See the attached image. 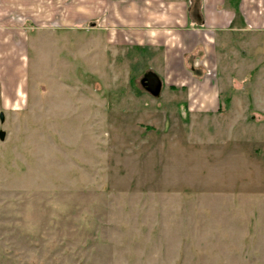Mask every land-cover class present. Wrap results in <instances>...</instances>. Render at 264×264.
I'll use <instances>...</instances> for the list:
<instances>
[{"label": "rangeland", "instance_id": "1", "mask_svg": "<svg viewBox=\"0 0 264 264\" xmlns=\"http://www.w3.org/2000/svg\"><path fill=\"white\" fill-rule=\"evenodd\" d=\"M102 28L0 56V264H264L258 145H227L188 90L148 92Z\"/></svg>", "mask_w": 264, "mask_h": 264}, {"label": "crops", "instance_id": "2", "mask_svg": "<svg viewBox=\"0 0 264 264\" xmlns=\"http://www.w3.org/2000/svg\"><path fill=\"white\" fill-rule=\"evenodd\" d=\"M91 18L113 51L146 60L142 73L159 75L161 92L188 90L201 119L233 122L227 145L257 144L264 161V0H0V56H24L42 30L53 38L96 26ZM249 117L259 123L257 140Z\"/></svg>", "mask_w": 264, "mask_h": 264}, {"label": "water", "instance_id": "3", "mask_svg": "<svg viewBox=\"0 0 264 264\" xmlns=\"http://www.w3.org/2000/svg\"><path fill=\"white\" fill-rule=\"evenodd\" d=\"M141 83L143 87L154 96H159L162 90V81L155 72L149 71L146 72L141 78ZM1 121H4L5 116L3 113L0 114ZM5 138V131L0 130V139L3 140Z\"/></svg>", "mask_w": 264, "mask_h": 264}]
</instances>
